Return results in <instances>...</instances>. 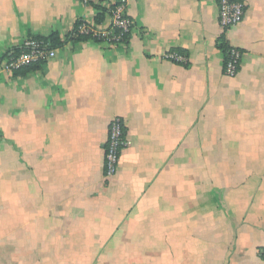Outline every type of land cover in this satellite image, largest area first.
Returning a JSON list of instances; mask_svg holds the SVG:
<instances>
[{
  "label": "crops",
  "instance_id": "crops-1",
  "mask_svg": "<svg viewBox=\"0 0 264 264\" xmlns=\"http://www.w3.org/2000/svg\"><path fill=\"white\" fill-rule=\"evenodd\" d=\"M120 1L0 0V66L63 44L0 69V264H264V0L227 33L217 0H127L124 42L73 36ZM115 118L130 146L107 179Z\"/></svg>",
  "mask_w": 264,
  "mask_h": 264
},
{
  "label": "built area",
  "instance_id": "built-area-1",
  "mask_svg": "<svg viewBox=\"0 0 264 264\" xmlns=\"http://www.w3.org/2000/svg\"><path fill=\"white\" fill-rule=\"evenodd\" d=\"M85 6H90L91 0H81ZM219 10V25L227 33L240 25L246 14V4L241 0H217ZM111 5V4H110ZM108 22L101 24L79 23L73 32L75 37H85L94 41L119 44L128 38L133 29V22L127 16V0L108 6ZM227 44V40H225ZM229 49L225 54L224 74L235 78L240 70L242 52L227 44ZM56 57V51L49 49L43 40L30 38L22 47L18 55L14 51L7 53L2 60L0 69L4 72H19L31 65L46 62ZM167 58L185 62L186 58L177 53L168 54ZM130 146L127 139L125 125L120 118H115L109 126L108 140L104 157V176L107 179L117 175L123 152Z\"/></svg>",
  "mask_w": 264,
  "mask_h": 264
},
{
  "label": "trees",
  "instance_id": "trees-1",
  "mask_svg": "<svg viewBox=\"0 0 264 264\" xmlns=\"http://www.w3.org/2000/svg\"><path fill=\"white\" fill-rule=\"evenodd\" d=\"M106 15H107V12H106V11H101L100 14H98V16H97V18H96V24H101V23H103L104 20H105ZM76 28H77V27H76ZM35 39L43 40L46 44H48L49 49H51V50H55L56 48H58V47H60V46L63 45V44L61 43V41H59V39H57V38H53V37L50 38V39H40V38H35ZM88 39H89V38H85V37H82V36L78 37V40H79V41H81V40H88ZM220 46H221V49H222V51H223L224 53H226L227 50L229 49L228 45L225 43L224 40L221 41ZM13 51H14V53H15L16 55H18V54H20V53L22 52V49H15V50H13ZM6 56H7V54L4 56L3 59H5ZM40 66H41V64L39 63V64L31 65V66H29V67H27V68H25V69H27V70H34V69L39 68ZM23 70H24V69H23Z\"/></svg>",
  "mask_w": 264,
  "mask_h": 264
},
{
  "label": "rangeland",
  "instance_id": "rangeland-1",
  "mask_svg": "<svg viewBox=\"0 0 264 264\" xmlns=\"http://www.w3.org/2000/svg\"><path fill=\"white\" fill-rule=\"evenodd\" d=\"M121 254H114L112 259H97V264H121L122 262L126 261V259L119 257ZM130 261L135 262L138 261L137 259H131Z\"/></svg>",
  "mask_w": 264,
  "mask_h": 264
}]
</instances>
